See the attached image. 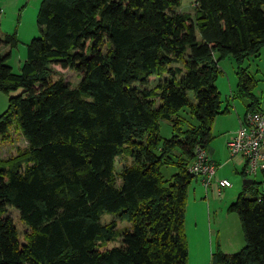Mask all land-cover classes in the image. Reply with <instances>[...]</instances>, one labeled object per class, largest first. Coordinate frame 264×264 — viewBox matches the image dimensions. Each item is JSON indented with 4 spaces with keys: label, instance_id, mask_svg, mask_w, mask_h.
Segmentation results:
<instances>
[{
    "label": "trees",
    "instance_id": "trees-1",
    "mask_svg": "<svg viewBox=\"0 0 264 264\" xmlns=\"http://www.w3.org/2000/svg\"><path fill=\"white\" fill-rule=\"evenodd\" d=\"M181 3L42 0L39 34L18 72L8 60L20 40L0 36L9 48L0 52V91L9 96L0 141L17 122L28 142L0 159V264H187V195L197 177L187 167L228 109L216 85L227 54L239 61L237 94L263 108L241 63L264 47V0H195L194 12ZM54 65L77 71L78 86L54 77ZM162 120L170 136L161 135ZM165 165L176 168L169 177ZM259 184H245L229 205L244 247L225 252L217 239L211 264H264Z\"/></svg>",
    "mask_w": 264,
    "mask_h": 264
},
{
    "label": "rangeland",
    "instance_id": "rangeland-1",
    "mask_svg": "<svg viewBox=\"0 0 264 264\" xmlns=\"http://www.w3.org/2000/svg\"><path fill=\"white\" fill-rule=\"evenodd\" d=\"M41 1L42 0H22V4L18 8H8L5 10V8L2 7L3 11L0 15V36H4L6 33L16 32L20 40L18 46L13 50L12 57L8 60L9 64L13 66L16 72L20 70L22 63L27 57V44L35 35L39 34L37 14ZM183 2L187 4L188 10L194 11L192 6L194 0H184ZM23 5H29V7L22 8ZM34 28L37 32L31 35ZM219 65L221 71L216 79V85L221 93L222 109L227 107L229 102V106H233L228 107L227 111H223L216 116L217 123L213 126V135L210 142L218 149L223 144L222 140L224 133L234 126V119L238 111L241 108H246L244 113L246 116L247 112L257 109L250 106V102L252 101L251 98L241 95L239 92L237 94L239 81L237 69L239 61L232 54H227L220 60ZM241 65L247 68L249 74L254 77L255 85L251 90L255 95L259 96L261 100L260 104L264 105V47L255 56L244 59ZM51 69L54 77L63 76L72 86H78L82 78L77 71L70 68H62L59 65H54ZM158 79V77H154L151 85H154ZM21 91L22 88L12 93L17 94ZM234 104H236V106H234ZM245 116L240 120V126ZM16 123L17 122H14L11 128L10 137L0 141V159H11L28 148L27 140L21 132L15 128ZM240 126L233 136L238 133ZM171 129L172 126L169 121H161L160 132L162 136H170ZM230 154L232 156H240L233 155L231 151ZM217 157L219 162H225L229 157L228 150L226 149V151H224L221 149ZM125 162L126 160L124 158L119 157L117 160V168L121 169ZM175 170L176 168L174 166L165 165L163 167L165 177H169ZM217 175L219 178L223 176L229 177L233 183L232 188L228 191H222V193L218 195L211 189H209V193H207L205 186L198 181L197 177L192 180L188 187L185 216V232L189 250L187 264H211L212 250L216 248L217 239H219L225 251L229 253H234L242 249L246 243L244 231L238 213L236 211H230L229 205L236 200L238 193L243 190L245 178L259 181L260 190L264 192V171L262 169L259 170L257 176L242 174L240 170L237 171L236 163L226 162L221 163ZM234 188L235 192L232 191ZM236 190L238 191L236 192ZM6 214L13 218L21 233H25V231L28 230V226L21 219L18 209L9 207ZM112 218L113 217L107 213L103 216L104 221H110ZM118 224L120 228L129 225L125 220H120ZM117 242L118 241L108 242L105 246L108 247Z\"/></svg>",
    "mask_w": 264,
    "mask_h": 264
},
{
    "label": "built area",
    "instance_id": "built-area-1",
    "mask_svg": "<svg viewBox=\"0 0 264 264\" xmlns=\"http://www.w3.org/2000/svg\"><path fill=\"white\" fill-rule=\"evenodd\" d=\"M227 146L233 155L244 158L245 174L255 176L260 169L264 170V107L247 112L238 133L227 142ZM219 167L207 148L197 144L195 156L187 169L202 180L206 189L216 182L221 194L223 188L231 186L232 182L229 178L217 177Z\"/></svg>",
    "mask_w": 264,
    "mask_h": 264
},
{
    "label": "crops",
    "instance_id": "crops-1",
    "mask_svg": "<svg viewBox=\"0 0 264 264\" xmlns=\"http://www.w3.org/2000/svg\"><path fill=\"white\" fill-rule=\"evenodd\" d=\"M183 1L184 0H182V3L180 5V7L178 8V10H180V11H188V12H194V11L188 10L187 4H184ZM21 4H22V0H0V7L1 8L4 7L5 10L8 9V8H18ZM192 6H193V8L195 7V0L192 3ZM28 7H29V5H23L22 8H28ZM2 11H3V8H2ZM33 30L34 31H33V33L31 35H34L37 32V30L35 28ZM7 50H8V46L7 45H1L0 46V52L4 53V51L6 52ZM229 104H230V102L228 103V107H232L233 106V105H230L229 106ZM260 105H261V107H264V105H262V104H260ZM7 106H8V94H6L5 92L0 91V114L3 111L6 110ZM234 106H236V104H234ZM245 106H247V105H245ZM241 109H242V111H241ZM241 109L238 111V113L235 116L234 126L231 129H228L224 133V137H223V140H222L223 144L221 145V147H219V149L217 147H214L215 145H213L212 142H210L209 145L207 146V151H208L209 155L220 165V167H221V163L233 162V163H236V169H237V171H239V170H241L243 168V166H244V160H243V158L241 156H232L230 154L229 148L227 146V142L235 134V132L238 130V128L240 126V120H242V118L245 116L244 113L246 111V108H241ZM216 123H217V118L215 117L214 124H216ZM214 124H213V126H214ZM221 149H223L224 151H226V149H227L228 150V153H229V157H228V159L225 160V162H219L218 159H217L218 158L217 157V154H218V152ZM217 174H218V172H217ZM217 177H219V176L217 175ZM223 177H226V176H223ZM226 178H229V177H226ZM197 179H198V181L201 184H203L202 183V180L200 178L197 177ZM232 185H233V183H232ZM232 185L229 186V187L223 188V191L230 190V188H232ZM218 189L219 188H218L216 182H214L213 185L211 186V190L218 195L219 194L218 193ZM238 190H236V192ZM232 191L235 192V188L232 189ZM206 192L209 193L208 190H206ZM222 248L225 251V249H224L223 246H222ZM225 252H228V251H225Z\"/></svg>",
    "mask_w": 264,
    "mask_h": 264
},
{
    "label": "water",
    "instance_id": "water-1",
    "mask_svg": "<svg viewBox=\"0 0 264 264\" xmlns=\"http://www.w3.org/2000/svg\"><path fill=\"white\" fill-rule=\"evenodd\" d=\"M252 181H253V179L245 178L244 183L245 184H250V183H252Z\"/></svg>",
    "mask_w": 264,
    "mask_h": 264
}]
</instances>
